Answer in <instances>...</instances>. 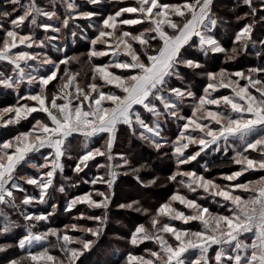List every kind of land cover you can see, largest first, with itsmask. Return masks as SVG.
Wrapping results in <instances>:
<instances>
[{"label": "snow or ice", "instance_id": "obj_1", "mask_svg": "<svg viewBox=\"0 0 264 264\" xmlns=\"http://www.w3.org/2000/svg\"><path fill=\"white\" fill-rule=\"evenodd\" d=\"M88 2L98 5L101 0ZM113 2L123 3V0ZM135 2L137 6L119 7L100 21L98 34L91 40L92 48L85 54L86 63L91 69V82L83 86L78 80L80 73L72 72L69 68L73 62L80 63V57L66 56L53 60L45 55L41 58L40 53L24 49L34 46L44 48L45 41L37 40L34 31L22 33L26 25L45 32L60 31L59 27L42 22V17L48 21H60L63 27H67L69 18L91 19L98 13L82 10L83 6L75 0H48L50 9L42 6L40 0H2L0 3V33H3L0 37V61L11 65L13 73L7 75L0 72V85L18 89L27 80L29 85L35 83L39 88V91L19 98L33 101L34 105L20 104L18 100V106L3 109L0 117L14 114L13 118L4 122L12 124L33 113L45 114L44 119H35L29 131L20 132L12 140L0 144V205L16 210L24 221H47L51 213L34 215L28 213L26 208L34 202H45L55 173L64 170L61 159L69 151L66 142L73 133L83 135L86 140L100 133L108 134L104 145L88 149L78 156L73 171L79 174L90 160L105 157L109 163L98 165V168L107 170L105 175L95 176L85 183L107 184L111 190L118 175L116 168L131 167V162L124 156L120 157L123 164L113 166L110 163L114 159L112 149L119 126H127L132 136L139 134L140 139L150 141L160 150L164 146L161 143L164 139L162 121L167 122L168 118H172L184 123L172 141L177 171L168 179L177 182L189 193L202 190L224 209V213L211 212L197 202L198 198L205 197L188 198L177 189L168 202L161 204L155 215L151 216V230L140 224L131 234L132 245L154 241L158 250H149L148 258L129 253L128 264H187L185 254L192 249L198 250L199 254L191 264H212L208 252L213 245L218 248L214 256L215 264H264V175L258 180L239 182L246 172L264 171V65L233 72L225 68H220L218 72L208 71L205 73L208 83L199 96L187 86L177 87L173 84L174 79L183 82L181 68L198 70L204 67L198 60L185 55L187 48L195 46L205 57L210 53H226V61H230L246 54L250 45L255 47L257 41L253 40V32L257 17L264 23V0H242L249 11L236 19L247 21L251 17V21L235 32L230 53L213 34L220 23L213 10L214 0ZM58 5L65 9L63 19L58 14ZM237 7H240V3H237ZM125 14L138 15L124 18ZM145 24L147 27L135 32L118 27ZM258 43L261 50L256 55L264 60V38L259 39ZM97 44L105 45L104 49H97ZM21 45L24 49L20 48ZM109 55L112 59L107 63H93L94 58ZM29 62L51 65V68L43 74H39L38 68H32L31 71L37 73L33 75L25 71L26 67H31ZM61 65H64L63 69ZM56 80H59L55 85L56 90L50 92L48 85ZM241 81L245 83L241 84ZM221 88L230 89L231 94L212 95ZM189 99L192 102L191 115H181V106ZM141 110L150 114L151 124L146 122ZM193 145L198 150L186 155V150ZM209 148L214 152L223 151L225 156L229 151L234 153L230 160L240 165V170L220 177L223 181L234 183L220 184L196 171L179 170L180 166L196 161ZM43 149L52 151L47 155L42 154L43 163H31L29 154L41 153ZM250 153L257 156L252 157ZM24 163H29L39 175H21L18 169ZM131 171L136 174L140 169L132 168ZM204 171H209L206 165ZM136 179L140 181L139 175H136ZM149 183L154 184L156 180ZM23 184L39 189V199L29 195ZM59 191L64 192L65 188L61 186ZM14 192L24 194L19 204ZM94 195L101 199H93L92 192L74 196L67 203L65 211L71 212L78 204L107 210L111 193L96 190ZM217 197L221 199L216 200ZM173 202H179L190 212L186 214L178 210L173 207ZM138 204V201H133L120 207L141 211L136 207ZM0 217L4 221L0 235H7L19 227L6 212L0 211ZM74 219L96 221L98 226L86 227L73 223L65 225L64 229L50 228L47 232L36 234L32 231L35 224H30L26 235L17 244H0V253H6L13 247L27 249L26 256L8 259L5 264H25L26 261L29 264H65V261L51 255L48 247L35 252L31 250L34 244L47 241L50 236L56 238L67 264H75L84 251L91 249L95 240L69 235L68 230L99 239L107 214L101 217L80 213ZM172 221H181L185 225L199 221L202 228L197 231L182 229L173 225ZM245 233L253 234L251 243L240 239ZM168 237L174 238L175 242H170ZM73 244L80 247H72Z\"/></svg>", "mask_w": 264, "mask_h": 264}, {"label": "trees", "instance_id": "obj_2", "mask_svg": "<svg viewBox=\"0 0 264 264\" xmlns=\"http://www.w3.org/2000/svg\"><path fill=\"white\" fill-rule=\"evenodd\" d=\"M48 0H40V3L45 5ZM82 10L84 11H95L98 13L97 16L91 19H84V18H77L74 21H69L68 26L65 27V31L72 33L74 36L72 39L67 40L63 45V48L59 52H55L53 49H49V58L53 60L64 59L66 56H78L81 58L80 63L73 62L69 65L70 71L72 72H79L80 76L78 80L80 81L81 85L83 86L86 83L91 82V69L88 63H86V56L85 54L91 50V38H94L93 32L88 28L95 26L96 22L99 23L100 20L105 15L113 13L120 7V3H115L113 0H101L100 4L92 5L88 2V0H82ZM164 2H183V0H164ZM2 3V0H0ZM237 3H240V7H237ZM61 9V7H60ZM59 9V10H60ZM235 9V10H234ZM214 12L219 19L220 23L218 24L217 28L214 30L213 34L218 38L220 43L223 47H225L228 52L233 46V39L234 34L238 31L244 23L250 22L251 17L248 18L247 21H237L236 17L239 15H243L245 12H248L247 6L242 4V0H214ZM65 14V9H63ZM126 15V14H125ZM126 18V17H124ZM77 22H81L83 25L81 28L77 26ZM92 24V25H91ZM7 27V22L5 23ZM85 28H84V27ZM79 27V28H78ZM122 28H126L124 30H129L135 32L137 27L135 26H122ZM28 29V31H27ZM80 29V30H79ZM25 33H29L34 31L35 35L37 34L38 39L40 38L39 28H35L27 25L25 26L24 30ZM27 31V32H26ZM22 33V34H25ZM3 36V33H0V37ZM264 38V23L259 21V17H257V23L254 28L253 32V40H256L257 43L255 47L250 45L246 54L240 55L236 60L226 61V53H210L207 57L203 55L202 52L195 46L191 48H187L185 55L194 60H198L201 64L204 65L203 68L198 70H192L187 68H182V72L186 77L184 82L173 80V84H177V87H189L193 92L196 93L197 96L203 94V89L207 85L208 80L205 75L208 71H215L218 72L220 68H225L229 72L237 71V70H244L249 67H255L257 65H264V60L257 57L256 53L260 51V45L258 40ZM196 39V38H194ZM97 49H102L100 44L96 45ZM34 49V48H33ZM46 49V48H45ZM112 58L110 56L107 57H100L94 58L93 63L100 64V63H107ZM51 68V65L47 66V70L42 69L39 74L46 73ZM64 68V65H61V69ZM62 74V72H61ZM188 77L190 78L188 80ZM190 81V82H189ZM98 82V81H97ZM59 83V80L52 81L48 85V90L55 91V85ZM183 83V84H182ZM245 81H241V84H244ZM19 91L16 92L13 88H6L0 85V110L18 106L17 102L19 100L20 104L27 103L29 105H34L35 102L33 101H26L20 100L19 98L26 96L30 93H34L39 91L38 86L34 83L29 85L25 80L24 83L20 85ZM228 89H219L216 92H213V96L219 95H226L228 93ZM191 100H188L183 103L181 108V115L190 116L191 115ZM214 107V106H212ZM43 113H33L28 116L26 119H21L18 123L8 124L0 126L1 131L3 132L0 134V141H3L5 137L10 136L11 134H16V132H25L31 126L33 120L37 117H44ZM145 119H147L146 114L143 115ZM168 123V124H167ZM184 123V121H178L177 128L172 127L171 120L164 122L167 126L166 129L163 131H167V135L164 137L165 139L161 140V143L164 145L160 150H157L150 141H145L139 138V134L136 136H132L130 131L128 130L127 126L120 125L117 131V136L114 144L115 154H119L121 156H127L128 160L131 162V167H122L119 168L120 172H118V177L110 191L111 199L107 210L105 209H92L87 208L84 204H78L72 209L71 212L65 211L67 203L74 197L79 195L83 190H89V184H83L85 186H79L77 188H71L69 183L73 181V178L80 177L81 175L84 176L85 180L88 181L92 179L94 174H97L98 171L92 167L93 164H97L94 161H90V169H86L85 171L75 174L72 166L76 164L77 158L69 159V156H65L67 159L68 167L66 166L61 172L54 178L53 185L48 190V195L45 197L44 203H38L40 208H42L41 214L47 215L51 213L47 221H30L33 222L35 225L40 226L39 230L46 231L50 228L55 229H64V226L67 225V219H73L74 214L81 212L84 208L86 210L87 215H96L103 217L105 213L107 214V220L103 226V232L100 235L99 239L95 240L94 245L91 247L90 250L84 251L83 255H81L76 261L75 264H128L127 257L128 254L131 253L135 256H143L141 251L143 252V248L141 246L151 247V244L148 242L141 243L137 246H134L130 243V238L132 232L135 231V228L140 224H144L146 228L151 230V216L155 215L156 210L159 206L165 202H167L170 196L179 189L180 194L187 195L188 198H198V197H205L204 199H197V202L201 205L208 207L211 212H219L224 213V209L219 206L218 203L214 202L211 197H208L207 194L203 193L202 190H199L197 193H189L186 188L179 185L177 182L171 181L168 179L173 173L177 171V163H176V156L173 154V145L168 147L165 146V143L170 145L172 141L176 139L179 134L180 127ZM2 125V124H0ZM107 133H103L97 136L91 148H96L102 140H105L107 137ZM80 135H72L73 137L74 146L77 144L79 145L82 142V139L78 137ZM166 140V141H165ZM70 143V140H69ZM239 142H237L238 145ZM214 147V146H213ZM198 150L197 146H190L189 149L186 150V155L193 153L194 151ZM86 150H83L79 153L84 154ZM42 153V152H41ZM114 154V153H113ZM234 153L229 151L227 156L224 155L223 151L214 152L212 148L206 150V153H202L200 157L197 158L196 161H192L189 164L180 166L181 171H196L198 174H203L206 178L214 179L216 175L219 174H229L233 171H239L240 165H236L231 162L230 157ZM32 155V154H31ZM30 161L36 162L40 159L43 161L41 156L33 155ZM45 155V154H43ZM257 154L255 153L253 157H256ZM119 158H114L111 162L114 161L120 163L122 160ZM99 157H97L98 159ZM106 158H102L101 162H105ZM113 164V165H114ZM28 168H31L30 164H26ZM114 165V166H115ZM209 168V171H204V166ZM132 168H139V173L133 174L131 169ZM20 169V167H19ZM18 169V170H19ZM128 170L127 175L122 174L121 171ZM106 171V170H105ZM90 172V173H89ZM36 174V172H34ZM26 174L33 176V173L30 171ZM136 175H139L140 181L136 179ZM262 175H264V171H249L246 172L243 177L239 178V182H247L249 180H258ZM62 178L64 180H62ZM179 179V177H178ZM152 180H156V183H148ZM69 181V182H68ZM142 181V183H141ZM234 183V182H228ZM63 186L65 188L64 192H60L59 188ZM23 187L26 189L29 195H32L39 199L40 190L38 189L37 194H34L35 187L32 185L23 184ZM121 187V188H120ZM134 188L135 191H132ZM137 191V192H136ZM18 195H21L20 192H14ZM138 193V194H137ZM23 194V193H22ZM136 194L138 196H136ZM24 195V194H23ZM143 195V197H142ZM247 196V194H243ZM221 198H216V200H220ZM18 201V200H17ZM133 201H138L139 204L136 207H139L141 211L135 210V208L123 210L122 212H118L119 214L127 215L126 222L124 225H121L119 222L116 221V217H118L117 211L113 209L114 204L118 202V204H129ZM55 205V208H53ZM175 207H178L181 211H184L186 214L190 212L189 209L185 208L183 205H180L179 202H174L173 204ZM28 205L27 207H29ZM27 210V209H26ZM146 210V211H145ZM116 211V212H115ZM8 217L16 221L19 227L13 229L7 235H0V244H17L18 240L26 235V226L23 224L25 222L23 217H19L14 215L11 210L6 212ZM39 214V213H35ZM121 215V218H122ZM119 218V217H118ZM166 219V218H164ZM73 221V220H72ZM76 222V220H74ZM91 222V221H90ZM32 224V223H31ZM97 224V223H94ZM172 224L178 228L182 229H190L197 231L199 230L202 225L199 221H191L189 224L185 225L181 221H172ZM96 225L95 227H97ZM3 222L0 220V231H2ZM72 233V231L68 230V234ZM70 235V234H69ZM253 235V234H252ZM91 236V235H90ZM173 241V240H172ZM151 243V241L149 242ZM72 247H80L79 245H71ZM44 247L49 248V252L51 255L58 257L59 260L65 261L67 264V258L65 254L60 250V247L57 245L55 237H48L47 241H42L40 243L34 244L32 247V251H40ZM217 246H213L208 254L209 259L212 261V264H215L214 256L215 252L217 251ZM99 258L97 254H99ZM27 249L21 250L18 247H13L9 249L6 253H0V264H5L8 259L18 258L20 256H26ZM96 255V256H95ZM103 255V256H102ZM187 257V264H191L192 261L196 259L198 254L190 253L185 255ZM25 264H29V262H25ZM51 264V262H49Z\"/></svg>", "mask_w": 264, "mask_h": 264}, {"label": "rangeland", "instance_id": "obj_3", "mask_svg": "<svg viewBox=\"0 0 264 264\" xmlns=\"http://www.w3.org/2000/svg\"><path fill=\"white\" fill-rule=\"evenodd\" d=\"M24 2H27V0H24ZM48 2V1H47ZM75 2L78 4V5H84L83 4V1L82 0H75ZM43 6H45V7H48L49 9H50V5H49V3H46L45 5H43ZM124 6H137L136 5V2H135V0H123V3H120V7H124ZM60 7H61V9H60ZM60 9V10H59ZM63 9H64V7L63 6H59L58 5V7H57V11H58V14L61 16V18L63 19L64 18V16H65V14H64V11H63ZM72 15H75V13H73ZM136 15H138V14H126L125 15V17L126 18H128V17H135ZM107 15H105L103 18H105ZM102 18V19H103ZM41 19V21L42 22H45V23H51V24H53L55 27H59L60 28V31L59 32H52L51 30H49L48 32H45L43 29H40V30H42V31H39V34L40 35H38V36H40V38L38 39V37H37V34H36V38H37V40H44L45 41V47L44 48H37V47H33L32 49H24V46L23 45H21L20 46V48L21 49H24V50H27V51H29V52H33V53H40V55H41V58H43V56H48L49 55V49H53L55 52H59L62 48H63V45L65 44V42H66V39L67 40H70V39H72L74 36H72V33H69L68 31H65V27H63L62 26V23L60 22V21H56V20H52V21H48L46 18H40ZM69 21H74V19H71V18H69ZM101 21V20H100ZM100 21H99V23L98 22H96V25L95 26H93L92 24V27H90V28H88L89 30H91L92 32H93V36H94V38L96 37V35L98 34V28H99V25H100ZM83 24L81 23V22H77V26H79L80 28H81V26H82ZM135 27H137V28H139V30H143L144 29V27H147V24H145V25H134ZM27 27H29V26H27ZM78 27V28H79ZM84 27V26H83ZM86 27V26H85ZM84 27V28H85ZM118 27H122V26H118ZM123 29H126V28H123ZM33 30H35V28H33ZM80 30V29H79ZM27 31H28V29H27ZM26 31V32H27ZM23 33H25L24 31H23ZM25 34H28V33H25ZM46 37H55V39H52V40H48V39H46ZM216 37V36H215ZM94 38H91V40L92 39H94ZM217 38V37H216ZM218 39V38H217ZM100 46H101V48L102 49H104V47H105V45H103V44H100ZM46 48V49H45ZM14 51H16V50H14ZM111 58H112V56L111 55H109ZM49 57V56H48ZM29 64H30V66L31 67H26V69H25V71L26 72H31V74H33V75H36L37 73L36 72H32L31 70H32V68H38L39 69V72L42 70V69H44V70H47V66L48 65H40L39 64V62H29ZM22 66H24V65H22ZM183 70H182V68H181V75H182V77H183V82H184V80H186V77H185V75L183 74V73H185V72H182ZM0 72H4V73H6L7 75H12L13 73H12V66L11 65H9V64H7V62L6 61H0ZM190 78L188 77V80H189ZM27 81V80H26ZM190 82V81H189ZM98 83H100V81H98ZM183 84V83H182ZM177 84H174V86H176ZM19 88H20V86H19ZM18 88V89H19ZM16 92H18L19 90L18 89H15V88H13ZM229 91H228V93L226 94V95H229V94H231L230 93V89H228ZM105 91H107V89H105ZM211 91V90H210ZM22 94V96H23V94H25L24 92H22L21 93ZM190 100V99H189ZM186 101H188V100H185V102ZM183 106V105H182ZM182 106H181V108H182ZM3 110V109H2ZM2 110H0V111H2ZM142 111V115H145L146 114V116H147V119H146V122H148L149 124H151V122H152V118H151V116H150V114H148V113H144L143 112V110H141ZM182 113V112H181ZM45 115V114H44ZM13 116H14V114H12V113H8V114H5L3 117H0V124H2V125H0V126H3V124H5V125H8V124H6V123H4L5 121H7V120H9V119H11V118H13ZM35 119H44V117H39V118H35ZM35 119L33 120V122H32V124H31V126L27 129V131H29L31 128H32V125L35 123ZM169 119V121L171 120V122H172V127H174V128H177L178 126H177V123H178V121L177 120H175V119H172V118H168ZM13 125L15 124V123H12ZM168 124V123H167ZM166 125L164 124V122L162 121V128H163V131L166 129ZM179 128V127H178ZM3 132L1 131V129H0V134H2ZM20 133V131L19 132H16V134H11L10 136H8V137H5L4 139H3V141H0V144H2V143H4L5 141H8V140H12L17 134H19ZM101 134H103V133H100V134H98V135H96V136H93V137H91V138H88L87 140H86V138L83 136V135H80V136H78V137H80L81 139H82V142L78 145H76V146H74V141H73V137H68V140H67V142H66V145H67V147H68V149H69V151L65 154V156L67 157V156H71V158L73 159V158H78V156H79V153L81 152V151H83V150H88L90 147H91V145L93 144V141H94V139L97 137V136H99V135H101ZM168 133H167V131L166 132H164V133H162V135H163V137H165L166 135H167ZM73 135H78V134H73ZM106 139H107V137H106ZM105 139V140H106ZM165 139V138H164ZM69 140H70V143H69ZM105 140H102L101 141V143L98 145V146H96V147H101L102 145H104L105 144ZM166 141V140H165ZM87 143V148H85V144ZM114 144H115V142H114ZM165 146H168V147H170V146H172V144H170V145H168V144H166L165 143ZM52 150L51 149H43V150H41V152L42 153H30L29 154V157H28V159L29 160H31L32 158H30V155L31 156H33V155H36V156H41V158H42V154H45V155H47L49 152H51ZM114 153V154H113ZM116 152H115V150H114V145H113V149H112V155H113V157L114 158H119L120 157V155L119 154H115ZM251 154V156L253 157V155L255 154V153H250ZM80 155H83V154H80ZM65 156L64 157H62V159H61V162H62V164L64 165V168L67 166L68 167V164H67V159L65 158ZM99 158L97 159V157L94 159V160H90V161H94L95 163H97V164H93L92 165V167L93 168H95V170H101V171H98V173L97 174H94L93 176H92V178L93 177H95V176H104L105 175V173H106V169L105 168H98V165L99 164H106V163H109L107 160L105 161V162H101V159L102 158H105V157H100V156H98ZM127 159H128V157L127 156H125ZM68 158V157H67ZM90 161L88 162V166L86 167V168H84V171L86 170V169H90V167H91V165L89 164L90 163ZM76 162H77V160H76ZM31 163H34V162H32L31 161ZM40 163H43V161L42 160H38L37 162H36V164H40ZM112 165L114 164V161L113 162H110ZM26 164H29V163H24L22 166H20V169L18 170L19 171V173L21 174V175H28V174H26V172L27 173H29L30 171L33 173V176H38L39 174L36 172V169H34V168H28L27 167V165ZM119 164H123V161L122 162H120V163H118V162H116V165H119ZM115 165V164H114ZM113 165V166H114ZM75 167V165H73L72 166V169ZM91 167V168H92ZM47 169H45L44 171H46ZM91 170V169H90ZM106 170V171H105ZM120 169L119 168H116V171H117V173L118 172H120L119 171ZM34 172H36V174L34 173ZM122 172V174H124L125 172H130V171H128L127 169L126 170H123V171H121ZM75 173V172H74ZM90 173V172H89ZM58 174H61V172L58 170L56 173H55V175H54V178L56 177V176H58ZM75 174H77V173H75ZM230 174V173H229ZM222 175H225V174H219V175H216V177H214V179L216 180V182L217 183H220V184H228V181H223L222 179H220V177L222 176ZM117 177H118V175H117ZM241 177H243V176H241ZM240 177V178H241ZM54 178H53V181H54ZM106 179H107V177H105ZM62 180H64L63 178H62ZM85 178H84V176L83 175H81L80 177H74L73 178V181H71L70 183H69V185H70V187L71 188H77V187H79V186H82L83 184H85ZM88 181H91V179H89ZM69 182V181H68ZM149 183V182H148ZM86 184H89L90 185V189L89 190H83L79 195H82V194H84V193H87V192H92L93 193V199H96V200H100L101 198L100 197H97V196H95L94 195V193H95V191L96 190H99V191H104V192H106V193H108V191H110L109 189H108V187H107V184H101V183H98V184H96V185H92L91 183H86ZM73 185H75V187H73ZM114 185V184H113ZM83 186H85V185H83ZM121 188V187H120ZM131 189H132V187H131ZM35 192H34V194L36 195L37 194V192H38V189L37 188H35V190H34ZM132 191H135L134 190V188L132 189ZM137 192V191H136ZM138 194V193H137ZM136 194V196H138ZM14 195L16 196V203L17 204H19L20 203V201L23 199V194L21 193V195H18V194H16V193H14ZM142 197H143V195H142ZM18 200V201H17ZM168 202V201H167ZM173 204H174V202H173ZM120 205H122V204H118V202H116L115 204H114V207H113V209L114 210H116L115 212L116 213H118V212H122L123 210H126V208H121L120 207ZM78 205H76V207H77ZM84 206L85 207H87L88 209H89V207L86 205V204H84ZM173 207H175L174 205H173ZM77 208H79V207H77ZM175 208H177L178 210H180L178 207H175ZM27 210V212L28 213H30V214H34V215H41V211H42V208H40V205L38 204V203H36V202H34V203H32V204H30V206L29 207H27L26 208ZM102 210H103V208H101ZM9 210H11L12 211V213H14V215H16V216H19V217H22V216H20V215H18L17 214V211L16 210H14V209H12V208H10V207H6L5 205H0V211H4V212H9ZM35 213H39V214H35ZM80 213H84L85 215H87V213H86V210L83 208L82 210H81V212H78V213H75L73 216L74 217H78L79 215H80ZM8 215V214H7ZM118 215V217H116V221L117 222H119L121 225H124L125 226V222H126V217H127V215H129V214H127L126 212H125V215H122V214H117ZM121 215H122V218H121ZM0 220H1V222H4L3 221V218L2 217H0ZM24 220V219H23ZM68 220V223H67V225H70V224H73V223H76V224H78V225H83V226H86V227H95L96 225H98V222H96V221H89V220H78V219H67ZM73 220V221H72ZM74 220H76V222H74ZM34 224L33 222H30V221H25V222H23V224L26 226V229H27V227L30 225V224ZM94 223H97V224H94ZM39 227L40 226H37V225H35V227L32 229V231L33 232H35L36 234H40V233H44V232H47L48 230H46V231H41V230H39ZM146 227V226H145ZM202 228V227H201ZM201 228L199 229V230H201ZM70 230V229H69ZM71 231V230H70ZM192 231H194V230H192ZM70 235H72V236H77V237H80V236H82V237H84V238H86V239H92V240H96V238L95 237H92V236H90V234H84V233H81V232H78V231H72V233H69ZM169 238V241L170 242H172V243H174L175 241H174V238H171V237H168ZM253 238V235H252V233H249V234H246V235H243V236H241L240 237V239L241 240H243L244 242H246V243H251V239ZM173 240V241H172ZM145 242H148V244H151L152 246L151 247H146V246H141L142 248H143V252L141 251V254H144L143 256L145 257V258H148L149 257V250H158V245L154 242V241H151V243H149L150 241H145ZM144 242V243H145ZM143 244V243H142ZM213 246H215V245H213ZM210 250H211V248L209 249V252H210ZM218 250V249H217ZM209 252H208V254H209ZM190 253H196V254H199V252H198V250H196V249H192V250H190L188 253H186L185 255H187V254H190ZM96 256V255H95ZM99 256H101L100 255V253L99 254H97V257L99 258ZM103 256V255H102Z\"/></svg>", "mask_w": 264, "mask_h": 264}, {"label": "built area", "instance_id": "obj_4", "mask_svg": "<svg viewBox=\"0 0 264 264\" xmlns=\"http://www.w3.org/2000/svg\"><path fill=\"white\" fill-rule=\"evenodd\" d=\"M73 134H78V135H81V134H79V133H73ZM246 234H249V233H245V234H243V235H246ZM243 235H242V236H243Z\"/></svg>", "mask_w": 264, "mask_h": 264}]
</instances>
